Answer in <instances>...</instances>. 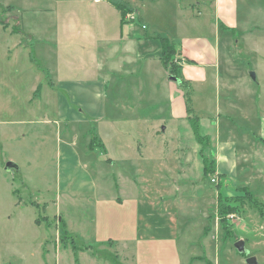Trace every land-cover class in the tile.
<instances>
[{
  "label": "rangeland",
  "instance_id": "rangeland-1",
  "mask_svg": "<svg viewBox=\"0 0 264 264\" xmlns=\"http://www.w3.org/2000/svg\"><path fill=\"white\" fill-rule=\"evenodd\" d=\"M118 1L132 7L123 17L126 20L132 15L130 22L139 21V11L133 7L139 5L148 23L147 39L154 40L150 36L157 31L174 43L173 62L180 66V78L184 81L189 78L192 83L191 105L199 117L200 131L212 139L209 142L213 149L207 145L210 149L204 148L203 154L213 159L212 150L217 146L215 155L221 162L216 166L218 173L203 171L201 144L186 118L181 117L187 89L179 86V80L168 79L158 58L156 42H147V46L140 43L144 48L139 49L136 72L130 52L116 51L115 34L119 31L116 6L109 5L107 0H0V264H186L190 249L202 252L203 221L196 218L207 205L215 208L217 190L223 196L233 197L242 193L240 187L245 184L253 199L264 203V0H227L223 5L220 1L218 7L213 3L205 10L202 8L210 0ZM198 7L202 11L197 15ZM222 9L229 11L221 14ZM229 12L231 21H223L221 16ZM228 22L229 27L224 25V28L222 24ZM136 30L144 31L140 26ZM14 43L17 45L13 46ZM180 43L188 47L184 54L199 63L201 55L204 59L215 58L216 68L204 70V82L192 80L201 75V64L197 65L199 68L182 69ZM146 58H149L148 68ZM23 65H31L29 74L14 73ZM170 67L171 64L164 67L167 73ZM35 68L37 73L38 70L42 73L35 92L37 97ZM93 71L105 80L113 77L115 83L124 74L126 78L121 85L116 84L122 92L113 89L120 94L115 100L120 103L122 96L124 103L129 102L137 94L135 111L142 117L141 122L127 115L125 120L105 119L103 123L113 129V136H101L107 147L100 150L98 147L87 154L93 158L92 162L87 161L88 171L97 188L102 189L98 190L103 192L102 196L126 193L124 205L118 207L121 213H127L125 225L114 231L112 223H106L105 218L114 216L115 210L100 202L99 194L61 191L63 182L57 174V126L38 122L45 113L50 120L54 118V95L62 86L53 88L50 81L86 80ZM111 72L115 73L110 76ZM175 97L180 98L181 104L176 105ZM67 125H58V131L68 128L66 133L61 129L60 135L82 145L83 150L78 152L83 160L86 137L82 127ZM81 126L94 129L96 134L90 132L91 137L99 134V123L92 121ZM232 141L236 143L234 170L226 168L221 160L226 156L230 163ZM91 143L100 144L96 138ZM131 147L135 153L144 152L143 157L136 156L143 173L149 171V175L142 177L149 181L148 185L135 175H127L138 197L144 198L152 191L157 208L180 205L186 210V220L196 216L187 220L195 225L193 230L197 229L194 244H178L176 250L180 247L184 250L176 251L173 256L162 251L159 244L143 249L145 243L138 244L131 232V239H122L124 244L107 241L108 235L116 240L131 231L130 212L135 209L136 200L132 199L128 180L122 181L124 177H120V171L125 172V168L119 162L108 163L106 158L120 160ZM95 156L103 161L99 165L104 175L98 173ZM73 183L72 178L70 185ZM250 201L235 215L227 216L229 231L225 233L220 224L213 230L212 240L219 242L220 263L228 259L231 264H239L243 259L234 244L236 238L242 237L243 218L249 216L243 208H249ZM256 222L264 227L257 213L251 223ZM161 228L160 225L150 234L165 236ZM248 253L254 254L258 264H263L264 242L252 243V247L245 242L244 255ZM198 263L206 264L203 260Z\"/></svg>",
  "mask_w": 264,
  "mask_h": 264
},
{
  "label": "crops",
  "instance_id": "crops-1",
  "mask_svg": "<svg viewBox=\"0 0 264 264\" xmlns=\"http://www.w3.org/2000/svg\"><path fill=\"white\" fill-rule=\"evenodd\" d=\"M113 0H107L109 5H113L112 3ZM118 1V0H117ZM188 3L191 1H197V0H186ZM220 1L221 4H226L227 0H210V2H208L202 9H208V5H213V3H215V5H220ZM193 3V2H192ZM196 3H199L198 1ZM231 4V2H230ZM229 4V5H230ZM130 5V4H129ZM115 6V5H114ZM136 7L139 11V21H133L130 22L128 20H124L123 22H121L120 20V13H119V31H116V39L114 43L116 44V51H120V50H124L125 52H130V57H131V63H132V68L134 69V71H138L139 69V62H138V52L139 49L143 46L140 47V43H142V45L147 46V42H156L157 47L159 48V54H158V58L160 60V55H161V42L160 39L158 38V36H163L160 33H158L157 31L154 32V35H151L150 37L154 40L151 39H147V27H148V23L147 20H145L144 18V13L142 12V9H140L139 5L137 6H133ZM224 7V6H223ZM130 8L132 9V7L130 6ZM197 9V15L201 13V9L196 8ZM229 11L228 10H224L222 9L221 14H225V12L227 13ZM119 12V11H118ZM231 17V12H229V14L227 16H221L223 21H231L230 20ZM149 20H152V18L148 17ZM125 24H127L128 28H125L124 26H126ZM142 25H144L145 27L142 28ZM224 25H227L229 27V22L228 23H224L222 24V26L224 27ZM136 26V27H135ZM140 26L141 30L143 32L137 31V27ZM213 27L216 29V25H213ZM233 27V26H232ZM225 28V27H224ZM214 29V31H215ZM158 33V34H155ZM165 37V36H164ZM185 40H190V39H185ZM146 42V43H145ZM205 43V41L202 42V44ZM17 44L14 43L13 46H16ZM179 45V50L181 53L182 58L184 59V61L182 62V69L183 68H190V67H195V68H199L197 65L201 64L203 66V68H200V73L201 75L199 76V78H195L192 80L195 81H199V82H204L206 80V77L204 76V70L206 68H213L216 66V60L213 56H211L210 58H206L204 59L205 56L201 55L200 56V60L201 63H199V61L194 60L193 58H189L184 54V51L187 50L188 52V47L185 44H178ZM11 47L9 46V52H11L12 50L10 49ZM113 49V47H112ZM145 56L147 57V55L149 54L148 51H146ZM128 57V55H127ZM152 59V58H151ZM188 59L190 60V62H187ZM144 60H147V62L145 63L147 68H148V61L149 58H146ZM160 63L162 65V62L160 60ZM100 64H97V69L100 68ZM163 66V65H162ZM12 67V66H10ZM30 68L31 65H23L22 69H18V70H14V73L20 75H23L24 73H30ZM216 68V67H215ZM164 71L166 74L170 75L169 73H167L166 69L163 67ZM135 72H132L131 74H134ZM33 73L35 75L34 77V93L38 90L37 88V83H39V81L42 78V73L41 71L38 70L37 73V69L35 68L33 70ZM115 72H111L110 76L112 74H114ZM121 72H118V74H120ZM90 75V74H89ZM124 74H122L120 76L119 82H113L112 78L110 80H105V78L103 76H97V72L93 71L92 74L90 75V77L86 80H78V79H68V78H56L55 81H50V85L51 87L55 88V85H61L62 86V90L57 91L56 94L54 95V99L56 101V107H55V111H54V118L53 120H50L49 115L47 113H45V115L41 116L38 120L39 123H49L52 122L57 126V135H58V139H57V150H56V156L58 159V175H61L60 178L63 182L62 185H60L61 191H71L72 193L74 192H78V193H87L89 195H94V194H99L101 196L100 202H102L103 204L105 203L106 205H108L109 207H111L112 209H114V216H112L111 218L106 219L105 218V222L109 223L111 225L112 223V228L114 230H118L120 228H117L118 226L121 227L122 225H125V220L124 217L127 216L125 214L127 213H121L120 209L118 208L119 206H123V200H125L124 195H126V193L124 191H121L120 194L118 196H109V198H105L103 197L102 193L98 190H102L100 187L97 188V183L94 179V177H91L89 171H88V165H87V161H93V158H89V156L87 155L88 153H90L91 151H95L98 149H105L107 147L106 142L102 141V137L101 136H106V137H111L113 136V129L111 127H109V125H106L105 123H103V121L105 119H108L110 121H115V120H125L124 115H127V117L132 118L133 120H138L139 122L142 121V117H138L137 112L135 111V109L138 110V95L136 94L135 98L130 100L129 102H123V97L121 96V101L120 103H118L117 100H115L116 98L119 99V95L118 93L122 92L121 88H118L116 86V84H120L122 82V79H125L126 76H124ZM92 77V78H91ZM170 80V78H168ZM188 82L190 85H192L190 79L188 78ZM120 87V86H119ZM116 89V91H113V89ZM33 89V87H32ZM112 90V93H111ZM63 91V92H62ZM37 93H35L34 95H36L37 97ZM108 96H110L108 98ZM183 97V95L181 96ZM177 99L176 101V105L181 104L180 103V98L179 97H175ZM183 101L184 98H183ZM121 108V109H120ZM193 108V107H192ZM242 111V110H241ZM119 116V117H118ZM187 114H186V104L184 102V114L182 116L181 113V117L182 118H186ZM197 116V115H196ZM117 117V118H116ZM198 120L199 117L197 116ZM187 120V118H186ZM95 122V123H99V126L97 128V132L99 134H97V136L95 135L96 132H94L93 128H87V126H81L82 124H86L90 122ZM218 119L216 120L217 123ZM188 122V121H187ZM60 124H64L66 127L69 126L67 124H73V125H78L79 128L82 130L81 132L83 133V136L86 137V143L84 144V148L86 150V152L84 153L83 156V160L80 156V153L78 152V150L82 151L83 147L81 144H77L75 143L73 140L69 139V136L65 137V135H60L61 133L59 132L61 129L63 130V133H66L65 130H67L68 128L63 127L58 131V125ZM189 124V123H188ZM229 125L232 126L231 123H229ZM229 131L231 132L232 128L229 127ZM199 130H200V120H199ZM95 133L92 134L93 136H89V133ZM201 132V131H200ZM202 134V133H201ZM202 135H206L207 137L209 136L208 134H202ZM210 137V136H209ZM208 137V138H209ZM93 138H96L97 141H99V145L96 144H92L90 143L91 140ZM210 139L208 140V146L210 144ZM212 140V139H211ZM229 140H232L231 138ZM139 145L141 144V142L138 143ZM212 145H214V143L212 142ZM216 145H220L217 141H216ZM207 149L209 150L210 148ZM164 147V145H163ZM213 149V146H211ZM230 147H232V156H231V161L230 163L228 162V159H221L222 160V164H225L226 168H232V170L235 169V162L234 159L237 160L236 158V143L235 141H232V145H230ZM214 151L212 150L213 154V160L215 163V172L218 173L217 170V164L221 163L219 162V158H217V156L215 154H217V146L214 147ZM157 149V147H156ZM164 151H165V147H164ZM124 156L121 157L122 159L120 160H114L112 157L107 156L106 160L108 163H111L112 161L114 162H119V164H122L121 166H123L125 168V172L120 171V177H124L122 179V181H127V185L130 186V192H131V196L132 199L136 200L135 202V209L133 208L132 212H130V229L131 231H126V236L122 237L120 236L119 239L114 240L110 235H108L107 241L109 243H114L115 241H120L121 244H124L125 241H123L122 239L126 240V239H131V235L134 234L133 237L136 238V241H138L139 243H145L143 244L142 248L144 249L145 246L147 245H153V244H159L162 248V251L167 252L168 254H171L172 256L176 253V251H183V248H179L177 249L178 244H181L183 242H190L189 244H194L193 242V237H195V234L197 233V229L193 230L195 225L193 226V222L190 221L188 222L187 220H193L194 217H190V218H185V214H186V210H184L185 208H183L180 205H177L173 208L167 207L165 208V206H162V208H157V204L153 203L154 202V197H155V193L153 194L152 191L148 192V194L144 195V198L138 197V193L136 191V189L132 188L131 186H133V181H131L130 179H128L127 175H135V177H137L138 179L140 178L141 183H145L146 185H148V180L142 179L143 175H149V171L147 170L146 173H143L142 169H140L139 167V158L138 156H144V152H142L141 150H138L136 153L133 151V147L130 148L129 151H125ZM157 154V151H156ZM138 155V156H136ZM230 155V152H229ZM208 156V155H207ZM105 158V157H104ZM95 161L97 162V168H98V173L99 175H104L101 166L99 165L100 162L102 161L101 159L99 160V156H95ZM225 161V162H224ZM103 162V161H102ZM106 163V164H108ZM154 170H152L153 172ZM68 175H77L76 177L73 176H68ZM107 175V174H106ZM127 176V177H126ZM140 176V177H139ZM75 180V183H73L72 185H70L71 183V179ZM130 178L133 180V178L130 176ZM145 181V182H144ZM242 187H246L245 184H243ZM247 189H249V187H246ZM250 190V189H249ZM218 193V190L216 192V195ZM252 193V191H251ZM253 194V193H252ZM163 196V195H162ZM162 196H159L160 198ZM115 197V198H114ZM102 198H105V201H101ZM163 198V197H162ZM216 198V196H215ZM98 201V200H97ZM141 203H140V202ZM108 202H112V203H108ZM210 206H206L203 210H200L199 212V216H197L198 220H202V229L200 230V233H202V238H201V246H202V252L198 253L195 252L194 249H190L189 250V257H188V262L186 264H199L198 261L201 262V260L205 261L206 264H231L229 262V260L227 259L226 262L224 263H220L219 257H218V246H219V242L218 241H213V230L214 228H216L218 226V217H217V211H216V204H215V208L213 206V208H209ZM128 210L129 207L127 208ZM246 211L248 210L249 212V216L245 217V219L243 218V230H242V237L240 238H236L237 240H243L244 242V248H245V242H248L249 245L252 247V243H256V244H261L264 242L263 239V235H264V227L263 225L261 226L259 224V222L257 223H251L252 218L255 217V213L258 214V216L262 219V221L264 222V211L263 212H258L254 209L253 206L249 205V208H243ZM235 215V214H233ZM129 217V216H128ZM206 221L208 224H206ZM156 224V226L154 225ZM191 224V226L189 225ZM201 224V223H200ZM254 224H257V226H255ZM259 224V225H258ZM160 225L162 226V228L160 229V231L164 232L165 236H157L156 234H150L154 229H158L160 227ZM189 225V226H188ZM189 227V228H188ZM261 227H263L261 229ZM140 228H142V230H140ZM197 228V225H196ZM259 229V232L256 233V230ZM261 230V231H260ZM131 232V235L130 233ZM104 239V238H102ZM214 239V238H213ZM198 242V241H197ZM253 249V248H252ZM255 249V248H254ZM253 249L254 252H256ZM177 255V254H176ZM243 255V259H241L240 263H246V258L250 257V256H254V254L252 253H248L245 254L242 253ZM255 257V256H254ZM256 258V257H255ZM245 259V261H244ZM262 259L264 260V255L262 257ZM177 260V259H176ZM257 261V259H256ZM175 264H178V262H176ZM247 264V263H246ZM258 264V263H257ZM264 264V263H263Z\"/></svg>",
  "mask_w": 264,
  "mask_h": 264
},
{
  "label": "trees",
  "instance_id": "trees-1",
  "mask_svg": "<svg viewBox=\"0 0 264 264\" xmlns=\"http://www.w3.org/2000/svg\"><path fill=\"white\" fill-rule=\"evenodd\" d=\"M112 3L118 8L121 16L120 20L121 22H123L124 21L123 17L125 13L128 10H130V7L127 5L126 2H122V1H112ZM158 38L160 39L161 42L160 60L162 64L164 65V67H167L168 65L171 64L169 73L171 75H174L179 80L178 82L179 86H184L185 90L187 89L186 92L184 93V97H185L184 100L186 104V114H187L186 118L192 129L195 139L199 141V143L201 144L200 153L202 156L203 171L205 174H211L215 172V163L213 160L208 159V157L205 154H203V149L206 148V146L208 145V138L206 135H202L199 130V120L197 116L194 114L191 105L190 84L188 81H184L180 78L181 77L180 66L173 62V57H174L173 53L175 52L176 47L174 43L167 37L158 36ZM185 60H187V62H190V60L188 59ZM240 188H242V193L237 196L226 197L220 193H217L216 195V211H217L218 223L220 224L221 228L224 230L225 233L230 230L229 218L227 216L236 214L241 208V206H243V204L247 202V200H251L250 205L253 206L256 211L260 213L264 211V203L258 202L257 200L253 199L251 191L246 187H240Z\"/></svg>",
  "mask_w": 264,
  "mask_h": 264
},
{
  "label": "water",
  "instance_id": "water-1",
  "mask_svg": "<svg viewBox=\"0 0 264 264\" xmlns=\"http://www.w3.org/2000/svg\"><path fill=\"white\" fill-rule=\"evenodd\" d=\"M254 78V74L252 75ZM170 80L177 81L178 79L174 75H169ZM234 247L239 253H244L245 248H244V242L243 240H238L235 242ZM246 263L247 264H257L256 258L254 256H250L246 258Z\"/></svg>",
  "mask_w": 264,
  "mask_h": 264
},
{
  "label": "built area",
  "instance_id": "built-area-1",
  "mask_svg": "<svg viewBox=\"0 0 264 264\" xmlns=\"http://www.w3.org/2000/svg\"><path fill=\"white\" fill-rule=\"evenodd\" d=\"M133 14V13H132ZM126 20H128V19H132V15H128V17L127 18H125ZM128 21H131V20H128ZM142 27H145L144 25L142 26Z\"/></svg>",
  "mask_w": 264,
  "mask_h": 264
}]
</instances>
